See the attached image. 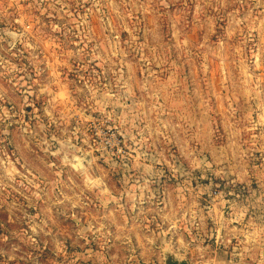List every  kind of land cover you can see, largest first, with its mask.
I'll use <instances>...</instances> for the list:
<instances>
[{
  "label": "rangeland",
  "instance_id": "374dc122",
  "mask_svg": "<svg viewBox=\"0 0 264 264\" xmlns=\"http://www.w3.org/2000/svg\"><path fill=\"white\" fill-rule=\"evenodd\" d=\"M211 249L264 264V0H0V264Z\"/></svg>",
  "mask_w": 264,
  "mask_h": 264
},
{
  "label": "crops",
  "instance_id": "0c3cea01",
  "mask_svg": "<svg viewBox=\"0 0 264 264\" xmlns=\"http://www.w3.org/2000/svg\"><path fill=\"white\" fill-rule=\"evenodd\" d=\"M231 235H236L238 237H244L245 233L243 232L242 229L240 230H237L236 233H231ZM178 253V252H177ZM172 254L176 260L178 261H185L187 264H192V261L188 258H185V256H180L181 254L178 253V256L177 254H175V252L173 253H170ZM227 254V253H225ZM180 257V259H179ZM222 258H218L217 257V252L216 250H213L211 249L210 251V257L208 258V260L205 262V264H233L232 261L230 259H228V257L226 256H221ZM225 257V258H224ZM224 258V259H223ZM222 259V260H220ZM164 264V263H163ZM196 264V263H195ZM235 264H248L246 262H241V263H235Z\"/></svg>",
  "mask_w": 264,
  "mask_h": 264
},
{
  "label": "water",
  "instance_id": "95a60500",
  "mask_svg": "<svg viewBox=\"0 0 264 264\" xmlns=\"http://www.w3.org/2000/svg\"><path fill=\"white\" fill-rule=\"evenodd\" d=\"M164 264H187L185 261H178L172 254H166Z\"/></svg>",
  "mask_w": 264,
  "mask_h": 264
}]
</instances>
